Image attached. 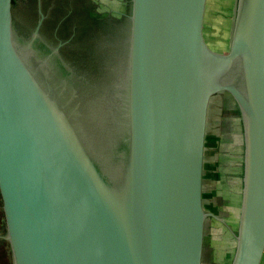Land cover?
Here are the masks:
<instances>
[{
  "label": "water",
  "instance_id": "obj_1",
  "mask_svg": "<svg viewBox=\"0 0 264 264\" xmlns=\"http://www.w3.org/2000/svg\"><path fill=\"white\" fill-rule=\"evenodd\" d=\"M209 0H131L124 95L60 82L0 0V197L12 264H203L209 107L241 121L226 264L264 255V0H236L229 50L206 39Z\"/></svg>",
  "mask_w": 264,
  "mask_h": 264
},
{
  "label": "flooded vegetation",
  "instance_id": "obj_2",
  "mask_svg": "<svg viewBox=\"0 0 264 264\" xmlns=\"http://www.w3.org/2000/svg\"><path fill=\"white\" fill-rule=\"evenodd\" d=\"M131 0H14L17 38L29 41L39 27L38 48L47 57L61 83L80 87L104 102L108 95H124ZM220 136L215 182L220 204L231 213L218 225L217 264L232 253L240 192L241 121L233 99L220 94ZM102 102V103H103ZM205 249V246H204Z\"/></svg>",
  "mask_w": 264,
  "mask_h": 264
},
{
  "label": "rangeland",
  "instance_id": "obj_3",
  "mask_svg": "<svg viewBox=\"0 0 264 264\" xmlns=\"http://www.w3.org/2000/svg\"><path fill=\"white\" fill-rule=\"evenodd\" d=\"M235 3L236 0H209L205 22L206 39L209 45L218 52L226 53L229 50ZM220 121V100L218 97H214L210 103L207 124L203 200L206 211L212 212L226 221L227 218H231V213L224 204H220L219 189L215 182V171L219 159L217 139L220 136ZM216 227L218 225L213 220H207L203 264H217L216 249H219L221 244L218 242L219 234L216 232ZM6 251L8 252L1 248L0 256H3Z\"/></svg>",
  "mask_w": 264,
  "mask_h": 264
},
{
  "label": "trees",
  "instance_id": "obj_4",
  "mask_svg": "<svg viewBox=\"0 0 264 264\" xmlns=\"http://www.w3.org/2000/svg\"><path fill=\"white\" fill-rule=\"evenodd\" d=\"M5 233H6L5 221H4L2 202L0 197V236L4 235ZM1 248L8 250V252L6 251L3 256H0V264H12V257H11V252L9 250L10 248L9 243L3 239H0V249Z\"/></svg>",
  "mask_w": 264,
  "mask_h": 264
},
{
  "label": "crops",
  "instance_id": "obj_5",
  "mask_svg": "<svg viewBox=\"0 0 264 264\" xmlns=\"http://www.w3.org/2000/svg\"><path fill=\"white\" fill-rule=\"evenodd\" d=\"M261 264H264V255H263V259H262V262H261Z\"/></svg>",
  "mask_w": 264,
  "mask_h": 264
}]
</instances>
